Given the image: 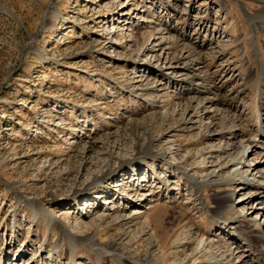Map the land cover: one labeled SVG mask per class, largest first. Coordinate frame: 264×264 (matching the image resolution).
<instances>
[{"label": "rangeland", "instance_id": "374dc122", "mask_svg": "<svg viewBox=\"0 0 264 264\" xmlns=\"http://www.w3.org/2000/svg\"><path fill=\"white\" fill-rule=\"evenodd\" d=\"M263 23L264 0H0V264H264Z\"/></svg>", "mask_w": 264, "mask_h": 264}, {"label": "bare ground", "instance_id": "6f19581e", "mask_svg": "<svg viewBox=\"0 0 264 264\" xmlns=\"http://www.w3.org/2000/svg\"><path fill=\"white\" fill-rule=\"evenodd\" d=\"M260 28H261V31L262 32H264V23H263V25L262 26H260ZM189 69H192L191 68V63L189 64L188 63V65L184 68V70H189ZM197 80H194L196 83L194 84V86L196 87V91H197V93L198 94H202V93H205V92H209V90H207L206 88H205V83H204V81L206 80L204 77H201V76H196L195 77ZM194 79V78H193ZM210 93V92H209ZM216 99H217V95H216ZM216 99H211V101L212 100H216ZM207 102H210V100L208 99V101ZM261 129V132L259 131V134L260 135H264V127L262 128H260ZM244 150V146H242L241 147V151H243ZM264 174V173H263ZM244 183V182H243ZM252 187H257V188H259L260 186L259 185H253ZM248 188H250V187H248ZM263 196H264V194H263ZM262 196V197H263ZM216 199L218 200V199H220V197L219 196H216ZM220 203V202H219ZM227 206V205H226ZM224 209V207H218V208H216L215 209V215H220L221 213H222V210ZM180 211V210H179ZM183 211V210H182ZM181 211V212H182ZM150 229H152L153 231L156 229V228H154L153 226L151 227L150 226ZM167 233V231H165V230H161L160 231V234H157V235H155V234H153L154 236H159V240H157L158 241V243L160 244V247H163V248H165V246H166V241H167V239H166V237H165V234ZM161 240H162V242H161ZM163 259H166L165 258V256H164V258ZM165 261V260H164Z\"/></svg>", "mask_w": 264, "mask_h": 264}]
</instances>
